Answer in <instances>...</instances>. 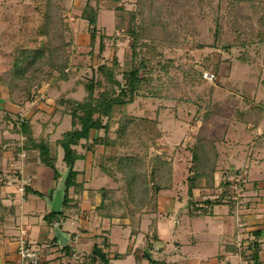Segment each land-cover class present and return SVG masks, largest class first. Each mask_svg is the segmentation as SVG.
Wrapping results in <instances>:
<instances>
[{
	"label": "rangeland",
	"instance_id": "rangeland-1",
	"mask_svg": "<svg viewBox=\"0 0 264 264\" xmlns=\"http://www.w3.org/2000/svg\"><path fill=\"white\" fill-rule=\"evenodd\" d=\"M45 1L0 0V72L7 60L6 52L13 51L14 36L17 34V29H23L26 36L32 33V29H36L39 26L38 24L41 23L39 20L42 12L39 13L36 7L42 11ZM53 1L59 4L66 17L63 30L67 43V73L71 74V80L60 82L57 85L56 80L62 77L63 74L59 71H53L52 78L39 91V98L27 106L23 118L31 117L36 125L37 136L50 135L51 141L55 142L61 136V133L71 126L70 117L67 115L62 117L59 113L58 98L60 94L69 92L68 95L80 100L85 92L82 86L75 85L76 82H85L92 76L98 77V67L105 63L111 65L114 57L125 69H129L133 62L138 63L139 59L147 58V67L139 70L138 75L140 77H151L153 79L151 86H157L161 89L163 96L161 98L141 96L144 92H140V96L135 102L123 107L121 111L128 115H135L139 117L138 119L141 116L148 117L147 120L142 122V124L147 125L144 130H140L130 137L131 147L137 150L139 155L147 153L146 168L148 171L151 170L148 157L161 155L167 157L168 160L172 157L174 159L172 189L162 191L159 196L161 197V204L164 203L163 199L166 198L170 204L174 203L176 205L174 215L171 217L164 215L162 217L166 222V227L161 224L160 230L164 229L165 232L170 234L169 240L168 235L165 234L169 246H165L163 254L166 260L169 259L168 261L172 262L173 252L177 251L175 249L178 248L175 242L179 241L183 242L180 250L181 255L188 254L194 257V254L200 253L206 258L217 255L219 241L225 243L227 241L222 240L224 229L221 228L220 223L223 224L231 218L234 224L237 217L235 211L231 213V217H225L226 219L224 216L225 214L227 216L228 212L220 215L228 211L229 208V205H224V202L226 204L236 201L235 204L238 206L236 209L239 210V206L249 204L253 198L259 197L255 195L257 192L252 191L254 185L251 177L254 176L252 175L253 171H256L258 167L262 168L260 164H255L256 156L260 154L264 157V45H254L246 49L235 46L229 50L223 47L228 39H234L235 37L228 25L231 14L238 7H242L246 13H249L250 5L244 1L238 2L239 0H178L180 3L179 8L175 7L171 14H167L166 9L163 12L164 16L169 17L173 23L172 28L175 29L180 38L179 44L175 47H162L158 50L156 56L151 57L147 50L152 46L150 41H147L146 45H140L137 50L138 56L133 60L132 38L127 27L129 13L137 11L136 0ZM88 1L98 10L97 38L94 46L90 44V33L93 27L81 17ZM251 1L258 4L264 0ZM170 5L171 2H168L166 7ZM137 21L139 22L140 19H137ZM239 21L242 25L253 23L254 28L257 29L255 21ZM216 22L221 23L224 28V43L216 44L214 40ZM101 36H104L102 53L100 52ZM244 55H247L249 59L239 60V57ZM170 62H173V64L168 66L167 70L162 68V65L170 64ZM190 67L202 71L203 80L201 82L192 83L188 78L186 79L182 68L189 69ZM216 70L219 71L216 72ZM206 72L214 76L213 81L204 77ZM118 80L123 81L121 75ZM244 89H249L255 105L261 108L259 110L262 111L256 130H254V127L247 126L235 119L237 112L249 109L245 100ZM8 94V89L0 85V116L4 114V108L6 107L18 109V107L10 104ZM166 95L174 96L177 100H168ZM198 96L203 97L206 101L210 100L211 103L219 101L222 104L221 115L212 116L209 121V136L215 139L220 155L214 187L204 191L200 188L195 189L192 197H190L186 182L191 162V153L188 148L190 146L189 141L196 136L200 123L194 118L195 108L183 101L186 99L195 101ZM178 98L184 100L179 102ZM257 118L258 116L254 117V119ZM116 121H113L111 126V135L114 138L117 136L116 130L118 128ZM138 123L140 124V122ZM138 123L136 122L135 125H138ZM132 126L134 124L129 127ZM9 131L10 128L0 133V141L1 139L13 140L19 138ZM91 139H98V143H91L88 147H79L80 153H83L85 158L78 160L75 164V169L78 171L77 181L86 183V187H92L88 188L92 191H94V188L96 190L102 187L117 188L119 181L109 178L99 168L102 157L113 154L112 148L106 149L103 145L106 141L105 131H92ZM145 146H148V152ZM125 148H123V151L126 150ZM8 149L10 150L4 152L2 159H0L4 168V176L0 177V183L3 177L7 180L14 176L17 171L16 168L22 165L19 157L16 156L18 153H14L9 147ZM253 152L251 170L247 174V154L250 155ZM62 156V151L59 150V158L62 159ZM28 159L29 157L26 155V164H29ZM11 164L16 168H12ZM58 169L65 177L68 168L61 160H59ZM92 191H90L91 194ZM72 193L71 190L72 197H76V194ZM7 199L4 200L7 206L17 204L22 209L29 206V201L26 199L23 201L21 197L15 200H11L10 197ZM207 199L212 200L214 203L221 199L224 206L213 204L214 207H212L213 205L205 202ZM258 202L264 204V197ZM43 204L47 207L48 215L50 206L47 197L44 199ZM195 208H213V212L217 215L215 222L212 221L210 216L193 217L192 212ZM253 213L254 211H252ZM156 215H158V212ZM53 221L54 224H57L61 221V218L56 217ZM151 221L150 217L145 220L144 229H147L146 225H150ZM17 222L18 220L10 219L6 224H0V250L4 245L6 249L14 246L17 235L15 230L19 225ZM61 224L64 235L70 241V245L73 246L71 236L78 230V222L68 219L64 223L62 221ZM29 225L31 227L35 225L33 230L38 229L35 219H31ZM155 228L156 225L152 222L151 227L148 228L149 233L153 234ZM50 232L55 235L54 226L50 228ZM128 235L126 227L112 231L111 241L117 246L118 252L131 251V247L128 245ZM30 237L32 239V235ZM147 241L143 239L142 243L146 244ZM18 244H20V241ZM149 244L147 248H152H150V251L153 255H159L157 251H153L155 243ZM31 245L35 249H42L41 245H37V243ZM74 246L77 251H80L82 243L80 242L79 245L76 243ZM246 246L248 244H244V248H247ZM54 248L58 249L57 243H55ZM136 255L138 254L136 253ZM114 261V264H132L134 256L119 257ZM144 264L150 263L145 262Z\"/></svg>",
	"mask_w": 264,
	"mask_h": 264
},
{
	"label": "trees",
	"instance_id": "trees-1",
	"mask_svg": "<svg viewBox=\"0 0 264 264\" xmlns=\"http://www.w3.org/2000/svg\"><path fill=\"white\" fill-rule=\"evenodd\" d=\"M242 1L250 5V12L246 13L242 7H238L231 14L228 25L231 32L235 34L234 39H228L224 43V28L221 23L216 22L214 40L216 44L224 43L223 47L226 50L235 46L246 49L254 45H264V1L258 4L251 0H239L238 2ZM168 2H171L172 6L166 7ZM136 6L137 11L129 13L127 27L132 38L133 60L138 56L137 50L140 45H146L147 41H150L152 46L147 50L151 57L156 56L162 47H175L179 44L180 38L172 28L173 23L169 17L164 16L163 12L166 9V13L171 14L175 7L179 8L178 0H136ZM36 8L39 13L42 12L39 20L41 23L36 29H32V33L28 36L23 29H17L13 51L6 52L7 60L0 72V85L8 89V101L18 107L17 110L10 107L4 108L5 112L0 116V133L10 128L9 132L19 137L13 140L1 139L0 159L4 152L10 150L8 147L14 153L25 152L29 155L30 152H35L40 163L54 171L56 181L61 177L58 169V163L61 160L68 168L65 176L64 209L76 210L77 199L72 197L71 190L74 194H80L84 190V183L77 181L78 171L75 169L76 162L85 158V155L80 153L79 147H88L91 143H98V139H91V132L104 130L106 141L103 145L106 149L112 148L113 154L104 155L100 160L99 168L109 178L119 181V186L98 189L100 201L96 210L102 219L129 220L132 234L137 235L140 232L143 216L158 212L160 193L172 189L174 160L173 157L168 160L167 157L161 155L148 157V164L151 166V170L148 171L146 168L147 153L139 155L130 143V137L147 126L142 122L148 117L141 116L138 119L139 117L135 115H128L121 111L123 107L133 104L140 96V92H144L141 96L147 95L154 98L163 96L161 89L151 86L153 80L151 77L138 75L139 70L147 67L148 59L141 58L138 63L133 62L129 69L122 67L116 57L112 59L111 65L106 63L100 65L98 77L92 76L85 82H76L75 85L82 86L85 92L80 100L68 95L69 92L60 94L58 98L59 113L62 117L66 115L70 117V128L61 133L55 142L51 141L50 135L37 136L35 123L31 117L24 119L23 113L26 112L30 103L39 98V91L52 78L53 71L63 74L56 80L57 85L63 81L69 82L71 74L67 73V43L63 30L66 17L62 8L53 0H46L42 11ZM81 17L93 27L90 33V44L94 46L97 38L98 10L88 1ZM137 19L140 21L138 22ZM239 20L255 21L257 29L254 28L253 23L242 25ZM100 39V52L102 53L104 36ZM245 58H248L247 55L239 57V60L244 61ZM171 64L173 62L164 64L162 68L167 70ZM182 70L186 79L188 78L192 83L203 80L202 71L192 67L182 68ZM120 75L123 81L118 80ZM243 92L249 109L237 112L235 119L255 128L259 124L262 111L255 105L249 89H244ZM166 98L177 100L176 97L170 95H166ZM183 100V98H178L179 102ZM183 102L195 108L194 118L200 123L196 136L189 141L188 148L191 153V162L186 182L188 194L192 197L195 189L200 188L203 191L212 189L216 181L220 154L215 139L209 136V121L212 116L221 115L222 104L219 101L211 103L210 100L206 101L200 96L195 101L186 99ZM256 116L258 118L254 119ZM113 121L118 124L115 138L111 135ZM136 122L140 124L135 125ZM132 124L134 126L129 127ZM10 143L12 145H9ZM124 147L126 150L123 151ZM145 147L147 151L148 146ZM59 150L62 151V159L59 158ZM3 172V164L0 161V177L4 176ZM4 180L3 177L2 185ZM26 192H31V189L27 187ZM205 202L209 205L223 204L221 199L215 203L209 199ZM192 213V216L200 217L205 214V209L195 208ZM63 215L64 211L60 214L51 211L44 220L51 226L54 218ZM10 219H15V207L5 205L0 190V224H6ZM153 238H156L154 232ZM252 245L257 247V242ZM107 246L104 243V247ZM63 249L67 250L68 247ZM256 254L257 252L254 258H257ZM89 257V262L92 264H110L108 253L97 244L94 245ZM142 257L154 263L150 249L143 251Z\"/></svg>",
	"mask_w": 264,
	"mask_h": 264
},
{
	"label": "crops",
	"instance_id": "crops-1",
	"mask_svg": "<svg viewBox=\"0 0 264 264\" xmlns=\"http://www.w3.org/2000/svg\"><path fill=\"white\" fill-rule=\"evenodd\" d=\"M256 129L257 127L254 128V130ZM247 156L246 170L248 174L251 170V159L254 157V152L253 154L250 153V155L247 154ZM259 156H256L255 164H260L262 168L258 167L256 171H253L252 175L254 176L251 177V179L253 180L252 184L254 185L252 191L257 192L255 193V195H258L259 197L253 198L252 202L249 204L239 206V210L236 209L238 207L235 204L236 201L228 202L226 204L224 202V205H229V208L228 211H225L220 215L228 212V215L226 216L225 214L224 218L231 217V213L235 211L237 217L235 218V225L233 224L231 218L227 219L228 221L224 222L223 224L220 223L221 228L224 229V238H222V240L224 239L227 241L226 243L224 241H219L220 243L218 254L209 256L208 258H206V256L204 257L200 253L194 254V257L189 256L188 254L181 255L180 250L182 248L183 242L176 241L175 244L178 248L175 249L177 251L173 252V261L171 262L168 261L169 259L166 260V257L163 254L165 246H169L167 244L168 241H166L167 236H165V234L168 235V240L170 238V234H168V232H165L164 229L160 230V228L161 224H164V226L166 227V222L164 221V218H162L164 215H168V217H171L175 214L174 210H176V205L174 203L170 204L168 202V199L166 200V198H164V203L161 204V197H159L158 215H144L140 232L137 235H133L129 220L118 218L102 219L98 215V212L96 210V206L100 201L99 194L97 193L98 189L95 190L94 188V191H92V189H88L92 187H86L87 184L84 183V190L80 194H74L76 196L74 198H78L77 209H64L63 204L61 212L64 211V215L62 217H59L61 218V221H59L57 224H54L53 222V224L50 226L44 220L45 216L48 213V210L43 202L47 197V202L50 206V201H52L54 197L56 187L64 176H62L61 174L59 180L56 181L54 171L40 163L37 153L30 152V154L28 155L30 159H28L29 164H26V167L24 168V178H29L31 180V184L28 186L31 189V192H27L24 198V200L26 199L29 201V206L22 209V207H19L20 205L17 206V204H13L16 213L14 220H18L17 224H19L15 230L17 232L16 241L14 242V246H11L7 249L5 245L4 247H2V249L0 250V264L17 263V248L21 237H25V239H27L31 244L37 243V245H41V248L43 249L42 251L44 255V261L48 264H68L71 261L72 253L82 255V257L85 259L86 264H92L89 262V256L92 253L95 244H97L105 252L108 253L110 264H114L113 261L117 260V258L119 257L125 258V256L127 257L129 255L134 256V262L132 264H144L145 262L150 264H264V204L258 202L262 197H264V157L260 154ZM0 190L4 200H6L8 197H10L11 200L18 199V197L20 198L18 194L13 193L8 196V194L6 193L8 192V189H5L2 183H0ZM90 191H92V194ZM224 205L219 204V206ZM212 207H214V205ZM252 211H254L253 214ZM49 212H51V207ZM203 216H210L213 222H215V219L217 217V215H215V213L213 212V208L205 209V214L200 217ZM149 217L152 219V221L150 225H146L147 229H144V222ZM193 217L195 216L193 215ZM161 218L163 219V221ZM31 219L36 220V224L38 226L37 230H33L35 225H33L32 227L29 225ZM68 219L78 222V230L71 236V242L73 243V246L70 245V241L68 240V238H66L62 231L61 223L62 221L64 223ZM152 222L156 225L154 231L156 238H153V234L149 233L150 230H148V228L151 227ZM52 226H54L55 235H52L50 232V228H52ZM123 227H126V230H128V245H130L131 251L121 253L118 252L117 246L112 243V237L110 235H112V231L114 229H120ZM57 232L61 233L63 237L67 239V250L63 249L66 247H64L60 243L57 237ZM31 235L32 239L30 237ZM143 239H145V241L148 240L146 244L142 243ZM80 242L82 243L81 250L77 251L74 248V245L76 243L79 245ZM254 242H257V247H253L252 244ZM55 243L58 244V249L54 248ZM104 243L108 246L104 247ZM149 243H155V248H153V251H157L159 253V255H153L151 251L154 263H151L149 260L142 257L143 251H149V249L151 248H147L148 245H150ZM244 244H248V246H246L248 249L244 248ZM134 250H136V252H134ZM131 252L132 254H130ZM255 252H257V258H254ZM136 253L138 255H136Z\"/></svg>",
	"mask_w": 264,
	"mask_h": 264
},
{
	"label": "built area",
	"instance_id": "built-area-1",
	"mask_svg": "<svg viewBox=\"0 0 264 264\" xmlns=\"http://www.w3.org/2000/svg\"><path fill=\"white\" fill-rule=\"evenodd\" d=\"M204 77L210 81H213L214 79V76L208 72L204 74ZM26 155L27 154L25 152L16 154V156L19 157L20 164L22 165L16 168L13 166V164H11L12 168H16V174H14V176H12L10 179H5L3 183L5 189H8V192H6L8 196L12 193L18 194L22 200H24L26 196V188L31 184V180L29 178H24ZM17 255L18 261L16 264H48L44 261L42 249L33 248L31 243L25 239V237L20 240V244L17 248ZM68 264H86V262L82 255L72 253L71 261Z\"/></svg>",
	"mask_w": 264,
	"mask_h": 264
},
{
	"label": "water",
	"instance_id": "water-1",
	"mask_svg": "<svg viewBox=\"0 0 264 264\" xmlns=\"http://www.w3.org/2000/svg\"><path fill=\"white\" fill-rule=\"evenodd\" d=\"M65 183L66 179L63 177L61 181L59 182L58 186L56 187V190L54 192V197L52 201H50V207L51 211L58 214L62 211V207L64 204V191H65ZM57 237L60 241V243L66 247L67 246V239L63 237V235L59 232H57Z\"/></svg>",
	"mask_w": 264,
	"mask_h": 264
}]
</instances>
